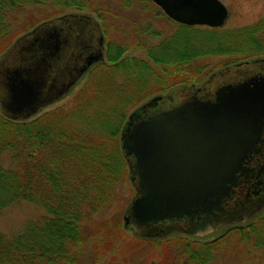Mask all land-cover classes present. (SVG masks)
I'll return each instance as SVG.
<instances>
[{"label":"trees","instance_id":"16d2710c","mask_svg":"<svg viewBox=\"0 0 264 264\" xmlns=\"http://www.w3.org/2000/svg\"><path fill=\"white\" fill-rule=\"evenodd\" d=\"M42 1L0 0V54L15 37L60 13L20 18L26 7ZM52 1L74 12L91 11L92 0ZM144 1L140 11L146 17L118 21L114 35L103 15L94 12L103 36V60L88 68L67 103L23 120L0 113V211L22 200L43 211L16 231H0V264H77L87 249L104 254L118 239L129 240L131 248H138L139 241L161 247L154 264H206L233 237L264 247V215L232 224L207 241L186 235L129 236L118 210L94 218L116 199L127 204L134 193L133 188L123 192L130 177L119 144L132 109L174 86L202 81L216 69L206 70L207 64L199 61L203 57H229L220 66L264 57V15L239 27L184 25ZM159 19L171 28L156 27ZM6 155L9 163L3 165Z\"/></svg>","mask_w":264,"mask_h":264},{"label":"water","instance_id":"95a60500","mask_svg":"<svg viewBox=\"0 0 264 264\" xmlns=\"http://www.w3.org/2000/svg\"><path fill=\"white\" fill-rule=\"evenodd\" d=\"M184 25L221 27L219 0H150ZM88 13L34 25L0 54V113L23 120L63 96L103 60ZM127 115L119 144L133 195L122 227L141 238L201 237L249 222L264 206V57L214 69Z\"/></svg>","mask_w":264,"mask_h":264},{"label":"rangeland","instance_id":"374dc122","mask_svg":"<svg viewBox=\"0 0 264 264\" xmlns=\"http://www.w3.org/2000/svg\"><path fill=\"white\" fill-rule=\"evenodd\" d=\"M219 1L225 5L224 7L226 8L227 15L223 18L221 27L224 26L228 28L233 26H243V24H250L254 22V20L256 21L260 16L264 15V0ZM144 4V0H92L90 7L91 11L86 10V12L81 13H89V15L91 14L94 17L96 14L94 12L97 10L99 15H103V23L108 26L110 34L114 35L115 31L113 30V27L116 25V23H118V21L124 22L126 21L125 19L141 20L146 17V14L140 11ZM152 7L157 6L153 3ZM65 12L68 13L74 11L56 5L52 0H43L40 4H33L26 7L21 13L22 16H20V18H22L23 15H35L38 19L44 17L45 15L49 16L54 13L63 14ZM95 19L97 20V18ZM108 23L112 26H109ZM155 25L156 27H161V29L165 30L171 28V24L167 23L165 19L155 20ZM139 52L140 51L130 50L131 54H138ZM227 58L229 57L213 55L205 58L203 57V59L199 61L200 63L205 62L207 64L206 70L212 69L214 66L216 69H218L219 67H222L226 64L225 63L224 65L220 66V64H222L225 60H228ZM85 75H83L77 83L69 88V91L66 94L58 97V99L52 103H48V105L43 107V109H39L38 112L32 114L31 117L38 115V113H42L59 106V104L63 105L67 103L69 99L73 97L74 93L79 89V86H82ZM8 161L9 160L6 155L2 159V164L5 165L9 163ZM123 188V192L125 194H128L127 189H132L129 182L128 184L126 183ZM126 206L127 204H124L123 199H116L111 209L96 214L94 218H104L109 216V214L112 212H116V210H118L122 216ZM41 214H43V211L40 208L34 206V204L23 202V200L13 204L11 203L10 206L0 211V231H3L4 233L16 231L23 225L25 221L33 220V218L35 219ZM263 215L264 206L263 209L258 212V214L253 216L249 221L256 220L258 217H262ZM124 230H126L125 232L127 235L129 234V236H131V232L129 230ZM227 230L228 228L222 225L221 228L215 232H212L211 235H205L201 237H187L190 239H197L199 241H207L212 239V237H218ZM180 235L182 236L183 234L173 233L167 238L170 239V237L174 238ZM126 240L122 241L118 239L110 249L108 248L107 252L104 254H101L98 249L97 251L87 249V251L82 254L77 264H154L156 256L160 255L162 252L161 247L160 249L158 246H153L151 243H141L140 241L139 243H136V245L139 246L138 248H131L132 244L129 240ZM150 253L152 258L147 259V256L150 255ZM206 264H264V247L256 246L255 244H252L250 240H246L245 238L238 240L236 237H233L229 239L228 242L223 243L222 247L219 248L218 251L216 250V253L213 254L212 258L208 260Z\"/></svg>","mask_w":264,"mask_h":264},{"label":"flooded vegetation","instance_id":"af4514ba","mask_svg":"<svg viewBox=\"0 0 264 264\" xmlns=\"http://www.w3.org/2000/svg\"><path fill=\"white\" fill-rule=\"evenodd\" d=\"M165 16H166V15H165ZM166 17H167V16H166ZM239 225H240V224H239ZM226 227H228V226H226ZM220 228H221V227H220ZM217 230H218V229H217ZM217 230H216V231H217Z\"/></svg>","mask_w":264,"mask_h":264}]
</instances>
